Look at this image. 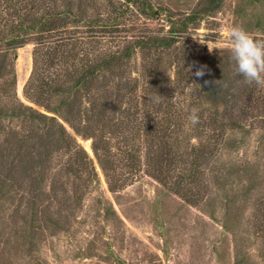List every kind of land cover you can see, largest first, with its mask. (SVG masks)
Wrapping results in <instances>:
<instances>
[{
    "label": "trees",
    "instance_id": "1",
    "mask_svg": "<svg viewBox=\"0 0 264 264\" xmlns=\"http://www.w3.org/2000/svg\"><path fill=\"white\" fill-rule=\"evenodd\" d=\"M218 5L219 0H208L205 9L183 19L166 16L170 27L158 33L135 29L136 20L131 19L135 14L158 16L149 0H0V122L8 117L20 120L21 131L13 133L18 144L43 141L18 156L16 168L34 172L39 167L33 183L43 180L53 171L46 164L50 140L53 149L60 147L67 156L57 161L59 170L85 173V183L96 182L93 161L57 116L64 114L76 136L94 139L95 117L108 113L117 118L109 117L107 122L114 124L109 132L100 131L92 151L110 190L130 185L143 174L186 203L198 204L197 187H203L204 167L222 134L264 113V87L245 84L234 74L229 50L192 57L178 47L188 26ZM29 42L34 45L32 70L23 95L32 105L15 93L16 52ZM136 56L143 66L140 79L133 81L122 69ZM198 70L202 76L196 75ZM141 80L144 86L137 96ZM187 97L191 101L184 105ZM82 100L87 104L84 119ZM189 108H199L196 125L188 120ZM185 125L194 133L180 144ZM118 168L124 172L116 174ZM122 176L125 179H118Z\"/></svg>",
    "mask_w": 264,
    "mask_h": 264
},
{
    "label": "rangeland",
    "instance_id": "2",
    "mask_svg": "<svg viewBox=\"0 0 264 264\" xmlns=\"http://www.w3.org/2000/svg\"><path fill=\"white\" fill-rule=\"evenodd\" d=\"M149 2L158 16L135 14L131 19L136 20L135 29L158 33L170 27L166 16L180 20L208 5V0ZM232 25L264 41V0H219L217 9L188 26L178 47L192 57L215 56L229 49L225 30ZM33 47L32 42L26 43L14 60L15 93L29 105L23 88L32 70ZM135 59L122 69L133 81L140 79L143 66L138 56ZM143 86L141 80L137 96ZM189 101L187 97L184 105ZM82 103L84 119L87 104ZM104 116L95 117L94 139L76 136L64 114L57 116L93 161L97 177L90 184L85 183V173L69 175L57 168V161L67 156L60 147L53 149L50 140L46 164L53 171L34 184L39 167L21 171L16 158L43 141L18 144L13 133L21 131L20 120L8 117L0 122V264H264V113L222 134L216 153L204 167L203 187H197L201 200L196 205L143 174L111 191L92 151L100 131L109 132L114 124L107 122L111 114ZM52 125L58 127L57 122ZM183 129L180 144L194 133L189 125ZM121 172L122 168L116 169V174Z\"/></svg>",
    "mask_w": 264,
    "mask_h": 264
},
{
    "label": "clouds",
    "instance_id": "3",
    "mask_svg": "<svg viewBox=\"0 0 264 264\" xmlns=\"http://www.w3.org/2000/svg\"><path fill=\"white\" fill-rule=\"evenodd\" d=\"M225 39L230 45L228 50L234 74L242 77L245 84L264 87V41L256 40L240 25L226 28ZM196 75L202 76L203 71L198 70ZM188 120L192 125L199 122L197 109L191 110Z\"/></svg>",
    "mask_w": 264,
    "mask_h": 264
}]
</instances>
